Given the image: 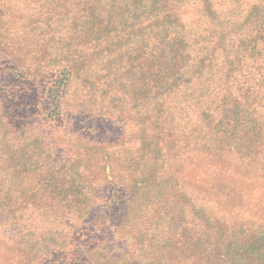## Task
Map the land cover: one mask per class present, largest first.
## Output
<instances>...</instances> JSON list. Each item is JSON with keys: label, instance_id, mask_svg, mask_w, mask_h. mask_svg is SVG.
<instances>
[{"label": "trees", "instance_id": "1", "mask_svg": "<svg viewBox=\"0 0 264 264\" xmlns=\"http://www.w3.org/2000/svg\"><path fill=\"white\" fill-rule=\"evenodd\" d=\"M76 116L128 131L95 142ZM193 154L264 176V0H0L3 238L129 222L149 264H264V229L221 231L195 200L194 258L171 256L191 235L176 176Z\"/></svg>", "mask_w": 264, "mask_h": 264}, {"label": "rangeland", "instance_id": "2", "mask_svg": "<svg viewBox=\"0 0 264 264\" xmlns=\"http://www.w3.org/2000/svg\"><path fill=\"white\" fill-rule=\"evenodd\" d=\"M65 124L74 133L95 142L117 140L128 131L129 125L122 120L96 119L92 116H76L66 120ZM59 146L62 147V157L74 158L75 150ZM254 167L228 156L220 159L193 154L177 168L176 178L182 181L181 189L191 195L193 205L186 207L190 213L185 228L191 235L183 232L184 237L180 234L176 236L180 242L188 241V244L182 248L179 245L171 253L174 259L178 257L183 260L188 254L184 250L186 246L194 258V227L191 225V222L194 224V211H191L194 200L197 207L205 208L220 219L215 224L221 231H233L237 237H241L245 232L243 229H264V176L252 172ZM122 222L120 218L116 225H122ZM128 223L119 225V230L106 227L92 234L70 230L55 233L51 223H43L39 224V229L43 227L44 230L35 231V236L29 239L8 241L0 235V264H149L151 257L138 249L141 240L125 234V229L130 227ZM180 229L179 226L168 227L164 231L174 233Z\"/></svg>", "mask_w": 264, "mask_h": 264}]
</instances>
